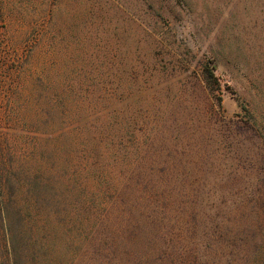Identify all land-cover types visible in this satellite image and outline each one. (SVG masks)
Instances as JSON below:
<instances>
[{
    "label": "rangeland",
    "instance_id": "374dc122",
    "mask_svg": "<svg viewBox=\"0 0 264 264\" xmlns=\"http://www.w3.org/2000/svg\"><path fill=\"white\" fill-rule=\"evenodd\" d=\"M0 208V264H264V0H0Z\"/></svg>",
    "mask_w": 264,
    "mask_h": 264
},
{
    "label": "trees",
    "instance_id": "16d2710c",
    "mask_svg": "<svg viewBox=\"0 0 264 264\" xmlns=\"http://www.w3.org/2000/svg\"><path fill=\"white\" fill-rule=\"evenodd\" d=\"M207 73H208V77H209L210 79H214V80H216V77L214 76V73H213L212 71H207ZM74 209L76 210V207H74ZM69 216L71 217L70 219H73V215H72L71 212H69ZM0 227H1L2 229L4 228L5 231H8V232H9V230H10L8 218H7L6 215L4 214L2 208H0ZM8 243H9V247L12 248V247H13V243L10 242V241H9ZM40 245H41V244H40ZM41 247H42V245L39 246V248H41ZM51 255H52V256L49 257L48 263H54V262H56V260H55V258H54V256H53V251H51Z\"/></svg>",
    "mask_w": 264,
    "mask_h": 264
}]
</instances>
